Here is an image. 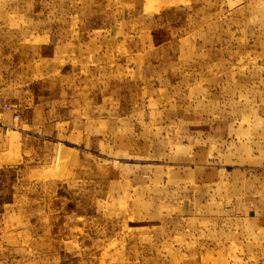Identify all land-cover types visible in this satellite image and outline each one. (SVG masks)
Wrapping results in <instances>:
<instances>
[{
    "label": "rangeland",
    "instance_id": "1",
    "mask_svg": "<svg viewBox=\"0 0 264 264\" xmlns=\"http://www.w3.org/2000/svg\"><path fill=\"white\" fill-rule=\"evenodd\" d=\"M0 97V264H264V0H0Z\"/></svg>",
    "mask_w": 264,
    "mask_h": 264
},
{
    "label": "crops",
    "instance_id": "2",
    "mask_svg": "<svg viewBox=\"0 0 264 264\" xmlns=\"http://www.w3.org/2000/svg\"><path fill=\"white\" fill-rule=\"evenodd\" d=\"M14 97H0V110H2V105L5 103L7 100L12 99ZM3 116V113L0 112V123H1V117Z\"/></svg>",
    "mask_w": 264,
    "mask_h": 264
},
{
    "label": "built area",
    "instance_id": "3",
    "mask_svg": "<svg viewBox=\"0 0 264 264\" xmlns=\"http://www.w3.org/2000/svg\"><path fill=\"white\" fill-rule=\"evenodd\" d=\"M9 108V107H8ZM16 117V116H15Z\"/></svg>",
    "mask_w": 264,
    "mask_h": 264
}]
</instances>
